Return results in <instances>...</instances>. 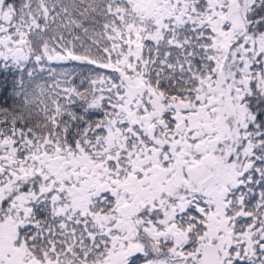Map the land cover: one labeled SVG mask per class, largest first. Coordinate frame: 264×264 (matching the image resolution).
<instances>
[{
	"label": "snow or ice",
	"instance_id": "obj_1",
	"mask_svg": "<svg viewBox=\"0 0 264 264\" xmlns=\"http://www.w3.org/2000/svg\"><path fill=\"white\" fill-rule=\"evenodd\" d=\"M0 264H264V0H0Z\"/></svg>",
	"mask_w": 264,
	"mask_h": 264
}]
</instances>
